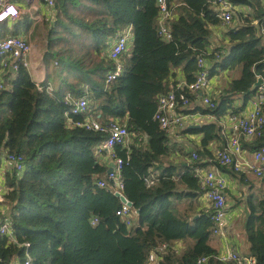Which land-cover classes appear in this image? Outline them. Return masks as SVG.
I'll return each mask as SVG.
<instances>
[{"label":"trees","instance_id":"1","mask_svg":"<svg viewBox=\"0 0 264 264\" xmlns=\"http://www.w3.org/2000/svg\"><path fill=\"white\" fill-rule=\"evenodd\" d=\"M167 1L172 12L167 22L170 40L161 35L157 0H56L54 22L47 23L51 25L45 83L37 85L23 66L14 73L15 79L10 80L11 71L4 72L0 162L7 151L22 155L25 162L22 174L13 169L7 175L10 191L4 202L16 242L0 241V264H12L15 259L22 264L27 253L34 264H148L150 253L163 244L168 248L159 254L158 264H196L200 257H208L209 264H232L217 259L218 251L211 244V213L202 212L196 218L193 206L182 210L174 205L199 195L195 170L217 164L207 147L223 139L222 127L209 123L186 129V134L203 138L195 150L197 160L181 150L192 161L184 166V160L180 164L169 160L168 132L154 117L159 98L180 84L178 69L183 70L187 84L195 81L200 56L212 63L211 77L219 70L241 69L240 77L214 99L217 107L201 111L218 118L243 111L255 96L257 90L251 89L258 77L264 79V7L261 0H230L250 11H235L236 25L227 33L232 47L223 53L219 48L210 50L212 28L222 25L212 0ZM0 26L20 34L22 28L28 33L31 23L26 15L23 23L6 21ZM126 26L133 29L132 50L121 57L122 76L107 85L108 74L115 70L108 49ZM52 59L57 64L54 74L61 80L50 93ZM183 92L194 101L186 88ZM68 94L86 97L89 114H72ZM238 97L243 101L240 110L234 107ZM87 117L103 126L119 120L135 138L131 137L128 147L115 149L124 161L125 196L139 212L131 227L115 214L119 199L98 185L108 171L98 149L109 133L76 124ZM262 147L264 134L255 139L251 150ZM155 166L162 169L158 182L150 187L146 178ZM217 166L235 172L233 167ZM248 206L244 233L249 255L256 264H264V194L250 196ZM95 219L98 222L93 224ZM178 242L184 244L181 251L176 248Z\"/></svg>","mask_w":264,"mask_h":264},{"label":"built area","instance_id":"2","mask_svg":"<svg viewBox=\"0 0 264 264\" xmlns=\"http://www.w3.org/2000/svg\"><path fill=\"white\" fill-rule=\"evenodd\" d=\"M31 5V0H25ZM213 4L222 20L223 25L231 26L234 24V13L236 7L230 0H212ZM22 0H0V23L11 21L17 22L22 17ZM45 7L54 10L56 0H42ZM161 13V35L170 40L171 30L167 22L171 19L167 0H157ZM32 6V5H31ZM134 33L131 26H126L113 39L111 47L108 49L109 59L115 63V70L107 76L106 84L109 85L116 81L123 74V66L121 57L128 54L132 49ZM33 46L30 41L24 37L8 36L0 38V66L4 72L10 71V68L16 72L20 66L28 69L29 63L27 57L31 54ZM212 51L213 49L210 48ZM220 58V53L217 54ZM212 63L200 56L198 59V70L195 81L187 84L180 82L176 89L169 91L161 96L158 102V109L154 117L155 121L160 124L162 130L170 132L174 128H184L185 111L191 104V99L187 93L183 92L186 88L189 95L195 102H199L209 109L217 107L214 98L209 93L211 81ZM4 89V83L0 81V91ZM48 92L53 93V89L48 87ZM66 101L72 106L71 113L74 115H88L90 112V102L86 97L74 98L71 95L66 96ZM244 110H246L244 112ZM244 113L235 114L233 112L227 114V118L231 124L233 136L229 140V145L223 150H216L214 157L218 165L223 167H233L235 172L253 173L256 177L264 176V147L253 152L252 159H246V152L241 145L240 138L257 139L263 137L264 134V85L259 87L255 96L247 104ZM226 118V119H227ZM80 127L87 130L99 132H108L109 137L104 141L98 149V154L103 158H108L115 163V168L111 173H106V179L99 181L98 185L108 189L115 197L121 195L126 198V202L120 200V207L115 214L129 227L132 226L134 218L138 215V210L134 204L125 196V186L121 174L124 161L116 153V147H128L131 142L130 132L126 124L120 123L119 120H112L107 126H103L100 122L93 118H85L83 122L76 123ZM8 163L13 169L21 174L24 170V157L19 154L6 152ZM193 159L197 160L198 155L193 154ZM195 176L199 180L200 193L209 203V213L212 215L213 235L220 238H226L229 228L228 222V198L226 192L228 184L226 178L215 170H195ZM158 182V177L148 176L146 183L153 186ZM117 198V197H116ZM0 196V200H1ZM131 202L132 205L128 203ZM98 221L95 219L93 224ZM7 238L10 242L15 243L16 239L13 231L8 225H0V241ZM30 247V244H25ZM168 248L167 244H163L156 250L152 251L148 258V264H158L161 261L159 254L165 252ZM177 248V246H176ZM178 250V249H177ZM217 259L224 263L232 264H256V258L253 256H244L236 250L228 249L226 252L217 256ZM208 257H200L196 264H209ZM22 264H34L32 257L27 253Z\"/></svg>","mask_w":264,"mask_h":264},{"label":"crops","instance_id":"3","mask_svg":"<svg viewBox=\"0 0 264 264\" xmlns=\"http://www.w3.org/2000/svg\"><path fill=\"white\" fill-rule=\"evenodd\" d=\"M262 1V5L264 7V0ZM31 5L27 3L25 0H22L20 3L22 7V17L19 21L23 23L24 16L28 15L29 21L31 23L30 30L28 33L23 32V28L21 29V33H14L12 29L4 30L0 26V38L8 37V36H18L24 37L28 39L33 46L31 54L27 57V61L29 63L28 71L33 79V81L41 86L45 83L47 79V62L46 57L48 53V40H41L42 43L38 42L36 38V30H39V33L42 32L41 23L44 21L47 23H53L55 18V11L45 7L42 0H31ZM236 11L240 13H246L250 11L247 7L236 6ZM1 24V23H0ZM236 25V23L231 26L220 25L212 28L213 31V39L210 48L214 49H222V52L227 53L232 44L230 43V39L227 35L228 29L232 26ZM46 31V30H45ZM13 34V35H12ZM15 34V35H14ZM46 36L45 33L42 34V38ZM113 43V41H112ZM111 43V45H112ZM132 50V49H131ZM52 63L49 64V70L53 74L51 78V82L49 83V87L54 90H57L60 84L61 78H58L53 69L54 61L50 60ZM55 66V65H54ZM4 71L0 66V81L4 83ZM241 75V69L235 71H221L211 77L209 93L211 96L217 100L219 99L223 92L228 88L231 81L238 79ZM15 79V74L10 78ZM6 80V79H5ZM179 82H185L183 76H181ZM71 95V94H68ZM67 95V96H68ZM239 98V97H238ZM237 98V99H238ZM237 101V100H236ZM243 106V101H238L234 103V107L237 110H240V107ZM202 108H205L199 102H191L188 107L187 113H185V126L190 122V126L187 129H197L201 128L205 124L209 123H217L222 127V135L223 139L221 141H214L210 143L207 149L215 154L216 150H223L228 147L229 140L233 136V132L231 130V124L228 120L227 114L222 118H218L210 113H203L201 111ZM247 108V105L244 109ZM246 110H244L245 112ZM230 112V111H229ZM232 112V111H231ZM230 112V113H231ZM243 111H239L238 114L244 113ZM227 116V117H226ZM227 118V119H226ZM122 123V122H120ZM184 126V127H185ZM199 126V127H197ZM186 129L184 128H174L170 132H168L170 143H171V156L169 158L170 161H174L176 164L182 163L184 160V166H190L192 161L189 159V156L183 157L181 155V150H183L186 155L193 154L196 152L195 150L201 147V141L203 135H195V134H186ZM240 142L242 147L246 152V159L251 160L252 154L255 150H251V147L254 145L255 139L252 138H240ZM101 162L110 167V164L113 162L108 160V158L100 157ZM169 160H165V163L168 165ZM186 161V162H185ZM213 160H210L212 162ZM166 165V166H167ZM162 166H155L150 171V176L159 177L161 173ZM199 170H215L218 173L222 174L228 184V190L226 192V196L228 198V222L229 228L226 238L220 237H212V245L217 249L218 254L226 252L228 249L236 250L238 253L244 256L249 255V248L247 242L245 241L246 236L244 233V225L243 222L245 220L244 215L248 216L249 212V197L254 196H262L264 194V176L262 178L256 177L253 173L248 172H234L230 173L229 171H222L217 164L212 163L207 167H198ZM13 167L8 163L6 152L3 153L2 161L0 162V225H8L11 230L10 224V212L8 210V206L4 202V196L10 191V188L7 185V175L11 173ZM22 174V173H21ZM174 205L179 209H185L190 206H193V213H196V217H199L200 213H209V203L203 197L201 193L195 198H187L182 200L181 202H174ZM139 214V213H138ZM136 217L134 218V220ZM247 219V218H246ZM134 222V221H133ZM133 225V224H132ZM13 231V230H12ZM177 249L179 251L183 250L184 244L183 242L177 243ZM34 262V261H33ZM12 264H20V261L15 259Z\"/></svg>","mask_w":264,"mask_h":264},{"label":"rangeland","instance_id":"4","mask_svg":"<svg viewBox=\"0 0 264 264\" xmlns=\"http://www.w3.org/2000/svg\"><path fill=\"white\" fill-rule=\"evenodd\" d=\"M51 24H53V23H51ZM51 24H47V25H46V22L43 21V22L41 23V26H42V32L39 33V30H36L37 34H36L35 36H36L38 42H40L41 44H44V45H45V43H42L41 40H45V41H47L48 27H49ZM45 30H46V31H45ZM43 33H45L46 36H45L43 39H41ZM12 35H13V34H12ZM54 65L57 66L56 61L54 62ZM176 72H177V80L179 81L180 78H181V76H182V72H183V70H182V69H178ZM238 101L241 102V101H242V97H239V98L237 99L236 102H238ZM189 126H190V122H188V125H186V126L184 127V129H187ZM131 137H132V140L135 141V138H134L132 135H131ZM166 165H167V164L164 162V166H166ZM246 214H247V213H246ZM246 214L244 215L245 220H244V222H243V225H244L245 222H246V218H247V215H246ZM245 241H246V239H245ZM247 245H248V244H247Z\"/></svg>","mask_w":264,"mask_h":264},{"label":"water","instance_id":"5","mask_svg":"<svg viewBox=\"0 0 264 264\" xmlns=\"http://www.w3.org/2000/svg\"><path fill=\"white\" fill-rule=\"evenodd\" d=\"M10 71H11L13 74L15 73V71L13 70V68H10ZM262 85H264V79L261 78V77H258L257 82L253 85L251 91H252V92L256 91V90H257L259 87H261ZM197 127H199V126H197ZM114 168H115V163L112 162V163L110 164V167H109L107 173H108V174L111 173V172L114 170ZM116 197H117L122 203H125V202H126V198H125L124 196H121V195H118V194H117ZM128 204H129V205H132L131 202H129ZM138 213H139V212H138ZM196 218H197V217H196Z\"/></svg>","mask_w":264,"mask_h":264},{"label":"bare ground","instance_id":"6","mask_svg":"<svg viewBox=\"0 0 264 264\" xmlns=\"http://www.w3.org/2000/svg\"><path fill=\"white\" fill-rule=\"evenodd\" d=\"M151 187V186H150Z\"/></svg>","mask_w":264,"mask_h":264}]
</instances>
